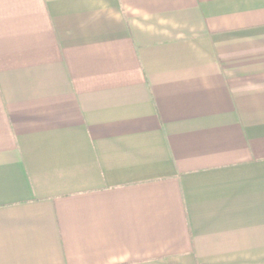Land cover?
Wrapping results in <instances>:
<instances>
[{"label":"crops","instance_id":"obj_1","mask_svg":"<svg viewBox=\"0 0 264 264\" xmlns=\"http://www.w3.org/2000/svg\"><path fill=\"white\" fill-rule=\"evenodd\" d=\"M0 264H264V0H0Z\"/></svg>","mask_w":264,"mask_h":264}]
</instances>
